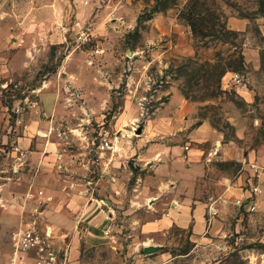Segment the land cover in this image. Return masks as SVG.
Here are the masks:
<instances>
[{"label":"rangeland","instance_id":"1","mask_svg":"<svg viewBox=\"0 0 264 264\" xmlns=\"http://www.w3.org/2000/svg\"><path fill=\"white\" fill-rule=\"evenodd\" d=\"M233 13L251 18L247 31L230 28ZM192 20L205 27L206 34L198 26L193 31ZM176 23L190 30L195 54L181 55L168 43L171 39L175 43ZM161 24L164 33L157 30ZM27 50L36 55L31 65L3 72L9 61L22 65V58L15 55ZM249 50L251 59L246 56ZM0 66V264H46L43 255L49 248L40 252L33 247L15 255L13 236L32 223L50 249L60 242L48 224L63 222L66 213L67 202L55 179L63 172L73 173L74 181L82 183L77 206L84 196L101 199L110 193L116 202L103 203L114 215L106 243L85 244L86 222L76 218L82 242L77 264H264V0H0ZM223 71L252 74V80L231 79L226 85ZM46 80L49 87L41 90ZM89 84L95 93L87 91ZM243 84L249 88L244 93L236 88ZM103 90L109 91L108 104L99 105L89 97L100 96ZM173 90L196 104L192 126L207 119L223 134V143L233 140L239 149L233 159L216 156L211 177L234 175L240 191L250 187L254 165L259 167L257 208H239L236 193L223 202L229 210L224 234L199 239L191 227L173 225L160 233L141 229L143 221L162 210L151 211L158 185L151 171L141 169L146 166L142 162L149 163L138 160L134 141ZM91 112L96 115L87 118ZM33 118L49 119L46 137L55 134L52 139L59 143L55 160H48L52 169L42 174L25 163L27 155L19 143ZM189 118L191 111L182 116L184 122ZM118 132L127 134L118 143L120 149L102 152L101 137ZM40 135L33 139L45 137ZM199 146L208 149L212 142ZM105 160L112 162L117 179L111 178ZM138 175L146 179V194L138 190L145 186L138 185ZM29 177L37 184L32 186ZM215 182L204 181L196 188L217 194ZM111 183L117 186L109 191ZM48 185L59 193L52 201L45 194ZM28 192L33 196L27 197ZM47 205L57 212L56 219L51 212L44 213ZM150 244L160 248L148 254L144 247Z\"/></svg>","mask_w":264,"mask_h":264},{"label":"crops","instance_id":"2","mask_svg":"<svg viewBox=\"0 0 264 264\" xmlns=\"http://www.w3.org/2000/svg\"><path fill=\"white\" fill-rule=\"evenodd\" d=\"M157 19L161 18L158 17ZM228 23L231 29L245 32L251 24V18L233 13L230 15ZM161 27L157 30H160V32L163 30L162 33H164L166 31L164 24H161ZM174 28L177 37H175L176 35L173 36L176 38L175 43L172 42V39L168 42L170 46H174V50H177L181 55L195 54L196 48L194 47V39L190 35V30H187L183 24L179 23H176ZM167 33L170 35L171 30H168ZM169 37L171 38V35ZM169 37L166 39H169ZM250 53L251 51L249 50L246 55L247 58L250 56ZM15 56L22 58V65L9 61L5 66L6 69L4 68L5 71L2 70L3 72L8 74L14 73L20 67H28L36 59L33 50H27L24 54H16ZM231 77L230 73H226L224 76V83L226 85L231 81ZM244 79L251 81L252 74L245 75ZM46 83L47 80L40 88L41 90L49 87V84L47 85ZM245 83L247 84V82ZM236 88L244 93L247 87L243 84L236 86ZM93 90L89 84L87 91L95 93ZM89 97L95 98L96 101L94 102L99 105L108 104L110 101L109 91L105 90H103L100 96L94 95ZM167 109L172 112H162ZM188 111H191L192 118L184 122L182 116L186 112L188 113ZM193 111H196V104L189 101L181 92L176 90L170 91L167 101H164L147 118L142 128V133L134 141V151L138 160L142 161L146 159L147 163H149L145 164V162H142L141 164L146 166H143L141 169L151 171L158 185L157 193L159 196H157L156 202L152 205L151 211H154L153 213L156 214L159 210H162V212H158L153 218L143 221L141 224L143 232H168L173 225H177L183 228L191 227L194 235L199 239H205L207 236L210 238L221 232L224 234L226 231L223 230V225L226 223V218H229V210L228 206L224 205L223 202L230 201L235 193L239 195L243 193L244 189L237 191V180L234 175L222 174L217 178L211 177L210 173L214 169L213 164L206 161L207 152L216 144H221L222 147L221 154L217 156V159H233L238 155L239 149L236 148L233 140L223 143V134L215 131L207 119L192 126V121L196 119V117H193ZM95 115L91 112L87 118H93ZM48 120L29 119L24 134L19 137L20 147L24 149L25 155H27L25 163L29 164V166L31 165V169H36L40 174L44 173L46 169H52V163H49L48 160H55L56 150L59 148L58 141L56 142L52 139L53 136L56 137L55 134L46 137L49 130H45V128L50 125ZM36 132H41L42 135L40 136L45 137H39L38 140L33 139L36 137ZM40 139H43V142ZM184 140L189 141L184 143ZM208 141L212 142V146L208 149L199 146L200 143ZM190 143L195 144V146ZM10 155L14 156L15 151L10 152ZM30 157L33 159L32 161H28ZM157 157H160V160L154 161ZM93 163L95 164V162ZM104 163L109 165L111 169V178L117 179V177L112 176L114 170L113 166H111L112 162L107 163V160H105ZM114 163L117 165L116 162H113L112 165ZM63 173L59 174L60 176L55 177V179L56 182H60V189L58 191L61 190V195L64 196L63 202H67V206H64L66 213L62 217L61 221L63 222L59 223L56 220H52L48 224V228L59 234L60 242L53 244V250L57 255L56 263L77 264L82 242L79 239V224H77L76 218L86 222L84 230H82V238L85 244L96 246L106 243L110 236L106 234L105 230L109 227L108 225L114 215L111 212L112 208H106L107 205L103 206V203L111 202V204H116V202L114 203L110 199L113 193H110V197L106 194L101 199L88 196L83 197L82 195L83 198L81 199L83 200L79 199L82 204L77 206L74 203L75 199H78L79 195L84 192V189L81 187L82 183L74 181L73 173ZM30 178L27 179L33 181L32 186L37 184V181ZM22 179H26L25 175L22 176ZM212 179L216 181L215 183L219 187L217 194L207 193L201 187L199 189L196 188V185H202L204 181L208 183ZM145 181L144 176L138 175V185L145 184L143 188L138 187V190L143 194L148 192ZM89 182L91 183V181ZM116 186L117 183H111L107 188L109 191H112ZM168 186H171V188L168 189ZM56 192L53 187L48 185L47 193L45 194L48 197L51 196V198H47L52 201L59 194ZM162 194H164V197L160 196ZM50 206L47 205L44 213L48 214L51 212L56 219L57 214L55 213L57 212L53 213L49 210ZM67 235H70V237L65 239Z\"/></svg>","mask_w":264,"mask_h":264},{"label":"built area","instance_id":"3","mask_svg":"<svg viewBox=\"0 0 264 264\" xmlns=\"http://www.w3.org/2000/svg\"><path fill=\"white\" fill-rule=\"evenodd\" d=\"M81 38L84 36L83 33H81ZM100 50L97 49L96 52H99ZM232 81L235 83H241L244 81V75L240 72H233ZM16 111H19V107ZM127 134L124 132H118L114 137H108L106 135L102 136L99 142V149L103 150L102 152H105L107 149H112L114 151L119 150L120 146L118 143L121 141V138H124ZM188 147V146H187ZM17 150H20L19 147H17ZM221 144H216L207 154L206 161L212 162L214 158L221 154ZM22 157L19 156L18 160L21 162ZM254 176L250 177V187L243 190V193L239 195L236 200L235 204L244 210L253 211L257 208L256 204V196L260 192V185L255 180L256 177H260V171L259 167L254 165ZM14 171H17L16 168H13ZM72 185H74L72 183ZM41 194H43V190L40 191ZM28 196H33L32 192L27 193ZM106 234L109 235L110 229L109 227L105 230ZM49 231L47 230L45 232V237H49ZM14 245L16 247L15 249V255H18L19 252L28 251L29 249L33 247H39L40 252L45 250L46 248H49L48 251L43 255L44 260L46 264H55L56 263V252L53 249H50L49 244H45L44 239L42 235L40 234L37 226L32 225V223H28L27 227L22 228L20 231H17L14 233Z\"/></svg>","mask_w":264,"mask_h":264},{"label":"trees","instance_id":"4","mask_svg":"<svg viewBox=\"0 0 264 264\" xmlns=\"http://www.w3.org/2000/svg\"><path fill=\"white\" fill-rule=\"evenodd\" d=\"M195 20V19H194ZM192 22V23H191ZM189 24H190V26H192V28H193V31H196V29H197V26H198V24H197V22H195V21H191ZM200 25H201V23H200ZM199 27V26H198ZM200 28V27H199ZM201 29V32L203 33V34H206V31H205V27H202V28H200ZM243 61V55H241V59H240V62H242ZM226 74V72L225 71H223L222 72V76L223 75H225ZM221 81H222V78H221V80H220V84H221ZM220 84H219V86H220Z\"/></svg>","mask_w":264,"mask_h":264},{"label":"water","instance_id":"5","mask_svg":"<svg viewBox=\"0 0 264 264\" xmlns=\"http://www.w3.org/2000/svg\"><path fill=\"white\" fill-rule=\"evenodd\" d=\"M141 130L142 129H139L138 132H141ZM159 248H160V245H154V244L146 245L144 247L145 252L148 254L157 251Z\"/></svg>","mask_w":264,"mask_h":264}]
</instances>
